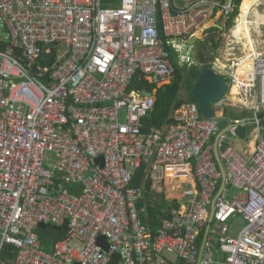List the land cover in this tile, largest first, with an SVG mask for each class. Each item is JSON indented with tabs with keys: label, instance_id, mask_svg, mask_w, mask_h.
<instances>
[{
	"label": "built area",
	"instance_id": "1",
	"mask_svg": "<svg viewBox=\"0 0 264 264\" xmlns=\"http://www.w3.org/2000/svg\"><path fill=\"white\" fill-rule=\"evenodd\" d=\"M233 9L232 0H0V264H264V20L246 18L254 36L239 55L237 17L227 57L210 51L208 67L229 79L212 117L183 101L144 133L156 89L130 88L135 76L168 83L195 61L188 39L222 29ZM225 106L252 116L218 115ZM241 126L251 129L236 149ZM142 165L153 191L174 195L154 233L143 187L131 184ZM239 216L234 237L228 222ZM40 223L67 230L46 246Z\"/></svg>",
	"mask_w": 264,
	"mask_h": 264
},
{
	"label": "trees",
	"instance_id": "2",
	"mask_svg": "<svg viewBox=\"0 0 264 264\" xmlns=\"http://www.w3.org/2000/svg\"><path fill=\"white\" fill-rule=\"evenodd\" d=\"M224 1V0H223ZM234 9L232 13L225 19V22L231 23L239 13V6L242 0H232ZM217 32V27L208 29V32ZM215 34H209L203 41H198L200 52L194 62L184 66L177 65L175 72L168 83L159 87H155L135 76L131 82L130 88L147 89L148 91H155L154 108L149 115L142 119V132L146 133L151 128H161L166 126L171 121L173 111L183 101H195L189 92L190 85L197 79L200 68L210 66L208 61L210 58V51L217 48L219 41L215 42ZM220 38V37H219ZM221 41V39H219ZM3 46V44H2ZM209 53V54H208ZM50 55H41V62L43 65H48L51 62ZM225 78V77H224ZM226 79V78H225ZM228 81V78L226 79ZM227 108L224 109V116H226ZM264 113V112H263ZM181 181L180 179H177ZM133 186H142L144 195L142 203L145 204L146 210L142 214L144 225L147 229L154 233L161 225L163 219L168 217L170 202L165 199L162 193H156L151 189V180L144 171L142 165L138 168L133 176ZM67 230V223L62 225L46 224L43 229H37L40 239L48 244L50 241L63 237Z\"/></svg>",
	"mask_w": 264,
	"mask_h": 264
},
{
	"label": "rangeland",
	"instance_id": "3",
	"mask_svg": "<svg viewBox=\"0 0 264 264\" xmlns=\"http://www.w3.org/2000/svg\"><path fill=\"white\" fill-rule=\"evenodd\" d=\"M242 3V2H241ZM241 5V4H240ZM254 10H258L259 12H261L262 14H264V0H258L257 3H255L250 12L248 13V18L253 19L254 18ZM240 8H239V13L236 16L237 18H239L240 15ZM219 25H221L223 28L220 29L217 32H211L212 34H215V39L217 37H220L221 41L219 44V53L221 54V59H223V57H227L226 52H229L228 49V44H229V39H228V35H229V29L232 27V25L234 24L233 21L231 23H226L225 19H219L217 22ZM248 29H249V34L251 36H254V29L252 24H248ZM252 26V27H251ZM264 29V28H263ZM211 33L209 32L207 34V36H202L199 35L198 39L195 41V43L193 44V46L188 50L190 56L192 57V59L194 60V58H196V56H198L200 50L199 45L197 44L198 41H203L204 39H206V37L209 36V34L211 35ZM7 36V31L3 26V23L0 20V37H6ZM231 49L230 52L233 53L234 55H239L243 50H246V38H243L242 41H240L238 44H231ZM209 54V53H208ZM210 60V58H209ZM215 68V67H214ZM215 70L219 73L222 74L223 77H225L226 79L228 78L227 76H225L224 72L221 69L215 68ZM229 80V79H228ZM231 95H233V97H235L237 95V91H236V87H233L231 89ZM227 108V113L225 117H230V118H251L252 113L249 110L243 109V108H237V107H231V106H225L223 108H220V110L222 111V115L224 116V109ZM227 125V122L225 120H221L220 126L222 128H224ZM249 139H252V136H249ZM247 140H242L240 139L238 136H233L230 140V143L236 148V149H241L242 147L245 146ZM157 191L162 193L163 196L170 200L174 198V195L172 197L171 195V186L169 185H162V186H157ZM235 191V190H234ZM229 227H230V231L229 234L231 236H236V234L238 233V231L245 225V222L243 221L242 217H236L235 219H231L229 222Z\"/></svg>",
	"mask_w": 264,
	"mask_h": 264
},
{
	"label": "water",
	"instance_id": "4",
	"mask_svg": "<svg viewBox=\"0 0 264 264\" xmlns=\"http://www.w3.org/2000/svg\"><path fill=\"white\" fill-rule=\"evenodd\" d=\"M196 37L192 36L186 42V45L192 46L195 43ZM228 90V84L226 79L222 74L216 72L214 69L205 66L200 68L197 79L190 85L189 92L191 96L196 100L201 113L205 117H212L214 115V110L212 109V104L220 101ZM143 95H149L147 89L142 90ZM250 127H237L235 129V135L240 139L244 137L245 134L249 133ZM226 142V140H224ZM214 158L218 163L219 169L222 172V181L221 188L223 187L225 172L224 168L220 162V158L217 153V149L214 148ZM97 160H102L101 158ZM220 188V189H221ZM45 224L40 223L38 229H43ZM97 243L104 247L108 248L107 240L103 236H99ZM46 246L48 244H45ZM78 264V263H76Z\"/></svg>",
	"mask_w": 264,
	"mask_h": 264
},
{
	"label": "bare ground",
	"instance_id": "5",
	"mask_svg": "<svg viewBox=\"0 0 264 264\" xmlns=\"http://www.w3.org/2000/svg\"><path fill=\"white\" fill-rule=\"evenodd\" d=\"M258 0H242L241 6H240V15L238 18V24L236 27H234L235 34H243L245 38L249 37V29L246 25V18L248 13L250 12L252 6L257 3ZM254 20L256 23H258L260 20H264V14L259 12L258 10H254ZM252 27V26H251ZM250 43L251 40H248ZM247 46V43H246ZM233 96V95H232Z\"/></svg>",
	"mask_w": 264,
	"mask_h": 264
},
{
	"label": "crops",
	"instance_id": "6",
	"mask_svg": "<svg viewBox=\"0 0 264 264\" xmlns=\"http://www.w3.org/2000/svg\"><path fill=\"white\" fill-rule=\"evenodd\" d=\"M242 2V1H241ZM247 17H248V15H247ZM236 97V96H235ZM217 114L218 115H221L222 114V111L221 110H218V112H217ZM245 136V135H244ZM245 147V146H244ZM243 148V147H242Z\"/></svg>",
	"mask_w": 264,
	"mask_h": 264
}]
</instances>
